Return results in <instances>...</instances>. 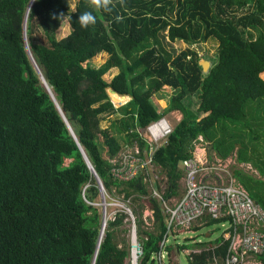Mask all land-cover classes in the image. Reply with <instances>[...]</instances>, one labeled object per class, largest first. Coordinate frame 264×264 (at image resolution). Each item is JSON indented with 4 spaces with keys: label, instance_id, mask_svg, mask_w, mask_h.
<instances>
[{
    "label": "trees",
    "instance_id": "trees-1",
    "mask_svg": "<svg viewBox=\"0 0 264 264\" xmlns=\"http://www.w3.org/2000/svg\"><path fill=\"white\" fill-rule=\"evenodd\" d=\"M85 11H94L87 0L75 10L68 0H0V264H130L131 242L120 236L131 228L125 210L105 221L98 242L101 197L82 151L105 202L118 194L130 203L138 264H154L166 231L152 189L169 202L181 195L179 163L199 137L215 157L233 160V177L264 209V0H125L115 13L94 12L97 24L87 29L77 21ZM60 13L62 20L53 18ZM65 18L69 32L57 38ZM209 38L215 60L203 71L190 46ZM179 41L186 47L176 52ZM100 52L108 58L91 65ZM163 86L174 92L165 108L154 96ZM110 90L113 99L114 92L129 99L114 107ZM170 111L181 116L153 154L162 186L141 174L113 179L109 159L133 141L146 148L137 130ZM103 118L109 124L101 127ZM227 245L220 230L208 241L169 242L165 257L189 248L188 264L209 262Z\"/></svg>",
    "mask_w": 264,
    "mask_h": 264
},
{
    "label": "built area",
    "instance_id": "built-area-1",
    "mask_svg": "<svg viewBox=\"0 0 264 264\" xmlns=\"http://www.w3.org/2000/svg\"><path fill=\"white\" fill-rule=\"evenodd\" d=\"M114 94L113 99L109 91V100L114 107L126 103L123 95ZM172 128L166 116H162L151 121L144 129L137 130L140 140L147 147L141 149L137 141H133L132 145L123 144L109 159L111 177L125 182L141 174L151 186V181L156 180L153 174L154 151L167 142ZM216 161V164H208L194 155L183 159L179 163L183 190L179 197L170 202L152 189V195L162 203L166 226L158 257L165 255V245L169 243L170 236L189 229L195 222L203 223L202 219L210 216L214 219L224 218L218 226L223 238L228 241L227 249L222 258L212 255L211 261L194 264H264L261 258L264 255V209L236 181L227 161ZM147 212L151 218V211Z\"/></svg>",
    "mask_w": 264,
    "mask_h": 264
},
{
    "label": "rangeland",
    "instance_id": "rangeland-1",
    "mask_svg": "<svg viewBox=\"0 0 264 264\" xmlns=\"http://www.w3.org/2000/svg\"><path fill=\"white\" fill-rule=\"evenodd\" d=\"M77 1L78 0H68L69 5H70V10H75ZM69 29H70V27H69L68 20L65 18L61 22L59 28L56 31V37L61 38V37L65 36L69 32ZM216 45H217V42L214 39L209 38L206 41H202V42L192 44L190 46V48L194 49L197 52L198 56L200 57L199 61L204 60V59L209 61V65L206 67V69H208L211 65V62H213V60H215ZM172 47L177 52V51L183 49L184 47H186V44L181 42V41L174 42ZM107 58H108L107 53L100 52V53H97L96 55L92 56L89 60V63L93 66H99ZM116 72H117V69L112 68L103 75V78L106 80H109ZM173 94H174V92L170 87L164 86L161 90H159L157 93H155L154 96L156 98H159V101H157L158 105L161 108H165L168 105V103L170 102L171 95H173ZM178 113H179L178 111H170L169 113L166 114V118H168V120L172 126L177 121L176 117H177V115H179ZM99 124L101 127L105 126V125H107V120L105 118H103L99 121ZM200 139L201 138L199 137L197 140L193 141V145H194L193 152H196V154L197 153L200 154V157H202V156L205 157L204 159H206L208 164H216L217 163L216 160H218V159H214L215 154H214V152L210 151L208 142H203ZM97 141H98L102 156L106 157L107 151H106V146L103 144L102 137L97 135ZM198 150H199V152H198ZM200 159L203 160V158H200ZM68 161L69 160L66 159L65 163H67ZM227 163H228L229 170L232 172L233 160L228 159ZM244 167L247 170L250 169L249 165H245ZM153 174L156 176V180L159 181V183L162 186V175L158 172L157 168L154 169ZM149 186H150V184H149ZM182 190H183V184L181 182L180 192H182ZM173 198L175 199L176 197H172L171 201ZM94 204H95V206L98 207L99 212H100L101 217H102V205H101L100 201L96 202ZM129 205H130V203L128 201H122L121 196H119L118 194H114V195L110 196V202L106 203V205H105L104 220L107 221V219L113 218V215L115 214V212L118 209L125 210V212H127L129 215L128 219L131 222V228H130V231L128 233L124 234L122 232L120 236H126L129 239V241L131 242L132 232L135 236V224L133 222L134 216H133L131 210L129 209ZM141 217L143 219V224L149 228L151 226V222H150V217H149V214L147 212V209H145V208L142 209ZM146 227H144V228H146ZM220 230H221V228L217 225H204V223L195 222L190 226L189 229L177 231L175 233V235L170 236L169 242H174V243H178V244H183V243L184 244H193V243H195V241H198V240H200V241H203V240L206 241L207 240L208 241V240L213 239L220 232ZM134 238H135L136 245H137V257H138L140 254V249H139V246H138V243L136 240V236ZM188 249L189 248L182 249L180 253H177V251L173 250L172 258L169 259V261L166 260V257H165L166 254L163 255V257H156L154 264H173V263L176 264V262H177V264H188L187 254L190 250V249L189 250ZM130 264H131V261H130ZM136 264H138L137 259H136Z\"/></svg>",
    "mask_w": 264,
    "mask_h": 264
},
{
    "label": "clouds",
    "instance_id": "clouds-1",
    "mask_svg": "<svg viewBox=\"0 0 264 264\" xmlns=\"http://www.w3.org/2000/svg\"><path fill=\"white\" fill-rule=\"evenodd\" d=\"M88 5L94 11H85L81 13L78 17V23L81 28L87 29L90 26L94 27L97 24V16L94 12H102L106 14H112L117 11L118 7H124L125 0H87ZM65 17L63 13H60L59 16H53L54 19L62 20ZM71 19V17H69ZM115 22L119 23L123 20V16L116 14L114 16Z\"/></svg>",
    "mask_w": 264,
    "mask_h": 264
},
{
    "label": "water",
    "instance_id": "water-1",
    "mask_svg": "<svg viewBox=\"0 0 264 264\" xmlns=\"http://www.w3.org/2000/svg\"><path fill=\"white\" fill-rule=\"evenodd\" d=\"M23 38H24V41H25V22H24V26H23ZM26 42V41H25ZM199 65L201 66V68H202V70L203 71H206L207 69H206V67L209 65V61H207L206 59H204V60H200L199 61ZM44 82V81H43ZM45 84V83H44ZM47 87V86H46ZM111 92H113L112 90H110ZM55 101V100H54ZM55 103H56V101H55ZM56 105H57V103H56ZM59 108V107H58ZM68 128H69V130H70V132H71V134L73 135V137L75 138V136H74V134H73V132H72V130L70 129V127L68 126ZM80 150H81V148H80ZM82 151V150H81ZM82 155H83V157H84V160H85V162H86V164H87V166H88V168H89V170L91 171V173H92V175H93V177H94V179H95V182H96V185H97V187H98V189H99V192H100V197H101V205H102V217H101V225H100V231H99V238H98V242H99V240H100V236H101V234L103 233V229H104V226H105V221L103 220V218H104V213H105V196H104V193H103V187H102V184H101V182H100V179H99V177L97 176V174L95 173V171H94V169H93V167L91 166V164H90V162L88 161V159H87V157L85 156V154L83 153V151H82ZM134 234H133V232H132V235H131V242L133 241V239H134ZM98 245V244H97ZM131 245H132V243H131ZM96 250H97V247H96ZM95 253H96V251H95Z\"/></svg>",
    "mask_w": 264,
    "mask_h": 264
},
{
    "label": "bare ground",
    "instance_id": "bare-ground-1",
    "mask_svg": "<svg viewBox=\"0 0 264 264\" xmlns=\"http://www.w3.org/2000/svg\"><path fill=\"white\" fill-rule=\"evenodd\" d=\"M104 215H105V213H104ZM103 220H104V218H103ZM100 238H101V236H100ZM136 259H137V245H136V241L134 238L132 241V245H131V255H130L131 264H136Z\"/></svg>",
    "mask_w": 264,
    "mask_h": 264
},
{
    "label": "crops",
    "instance_id": "crops-1",
    "mask_svg": "<svg viewBox=\"0 0 264 264\" xmlns=\"http://www.w3.org/2000/svg\"><path fill=\"white\" fill-rule=\"evenodd\" d=\"M163 87H164V86H163ZM163 87H162V88H163ZM166 87H168V86H166ZM123 96H124L127 100L129 99V96H126V95H123ZM157 101H159V98H157ZM178 114H179V115H177V117H176L177 121L179 120V118H180V116H181L180 113H178ZM165 116H166V115H165ZM167 119H168V118H167ZM177 121H176V122H177ZM108 124H109V122L107 121V125H108ZM199 150H200V149H199ZM199 150H198V152H199ZM193 155H194L195 157L199 158V159H200V158H203V160H206V159H204L205 157H203V156L200 157V154H198V153L196 154V152H193ZM214 159H218V158H217V157H214ZM228 159H231V158H227L226 161H227Z\"/></svg>",
    "mask_w": 264,
    "mask_h": 264
}]
</instances>
